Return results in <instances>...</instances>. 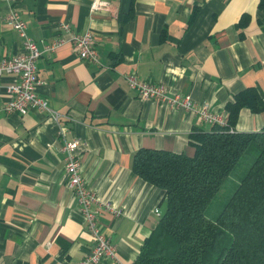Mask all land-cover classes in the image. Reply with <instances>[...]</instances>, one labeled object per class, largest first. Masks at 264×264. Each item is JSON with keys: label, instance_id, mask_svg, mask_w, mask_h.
I'll list each match as a JSON object with an SVG mask.
<instances>
[{"label": "crops", "instance_id": "1", "mask_svg": "<svg viewBox=\"0 0 264 264\" xmlns=\"http://www.w3.org/2000/svg\"><path fill=\"white\" fill-rule=\"evenodd\" d=\"M14 0L40 45L61 32L58 22L91 30L99 62L79 57L70 41L38 59V92L69 117L67 139L77 149L87 184L121 207L103 211L105 232L119 257L132 264L165 208L164 190L133 168L141 147L193 154L190 133L209 128L183 107L137 95L129 71L163 82L226 111L235 93L255 86L264 97V0ZM0 0V59L18 52L22 39ZM245 22L240 23L242 19ZM0 76V264H78L93 238L74 192L67 185L60 123L47 111L8 112ZM264 127V110L243 107L236 128ZM93 264H116L108 257Z\"/></svg>", "mask_w": 264, "mask_h": 264}, {"label": "trees", "instance_id": "2", "mask_svg": "<svg viewBox=\"0 0 264 264\" xmlns=\"http://www.w3.org/2000/svg\"><path fill=\"white\" fill-rule=\"evenodd\" d=\"M243 107L264 110L255 86L227 103L225 125L190 133L193 154L135 152L134 170L164 190L165 208L132 264H264V127L238 130Z\"/></svg>", "mask_w": 264, "mask_h": 264}, {"label": "built area", "instance_id": "3", "mask_svg": "<svg viewBox=\"0 0 264 264\" xmlns=\"http://www.w3.org/2000/svg\"><path fill=\"white\" fill-rule=\"evenodd\" d=\"M9 8L6 19L16 29L22 39V45L18 52L12 56H4L0 59V76L4 73L16 75L14 81L6 85L9 99L5 104L8 112L26 114L31 108L47 111L58 123L62 118L69 117L49 105V100L38 92V85L43 82L38 73L37 61L44 52H53L58 46L67 40L71 42L74 51L79 57L91 62H99L98 50L95 46V36L91 30L84 32L74 30L70 22L62 20L58 22L61 32H68L69 37L60 34L51 41H44L43 45L28 32L27 21L22 17L21 11L15 5L14 0H7ZM105 0H94L92 6L101 8L106 5ZM128 85L137 92L140 98H153L161 103H168L183 107L197 113L201 120L208 124L225 125L228 116L225 111H218L205 102H197L189 93L172 92L167 84L141 77L136 71L125 74ZM67 126L60 123L59 135L63 140L62 150L65 153V171L67 185L74 192L87 223L88 230L93 238V248L78 264H93L102 258L113 259L116 264H126L118 255L117 246L105 232L100 215L103 211H109L116 215L121 214L122 209L109 199H104L91 188L83 175V165L77 149L80 145L78 138L67 139ZM156 212L161 214L160 208Z\"/></svg>", "mask_w": 264, "mask_h": 264}, {"label": "rangeland", "instance_id": "4", "mask_svg": "<svg viewBox=\"0 0 264 264\" xmlns=\"http://www.w3.org/2000/svg\"><path fill=\"white\" fill-rule=\"evenodd\" d=\"M159 214V213H158Z\"/></svg>", "mask_w": 264, "mask_h": 264}]
</instances>
